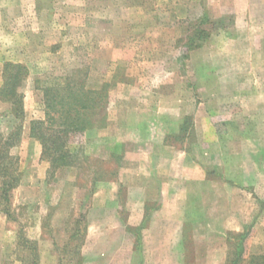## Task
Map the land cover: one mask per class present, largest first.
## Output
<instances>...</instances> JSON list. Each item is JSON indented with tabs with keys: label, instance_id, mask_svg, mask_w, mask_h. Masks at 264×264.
<instances>
[{
	"label": "rangeland",
	"instance_id": "obj_1",
	"mask_svg": "<svg viewBox=\"0 0 264 264\" xmlns=\"http://www.w3.org/2000/svg\"><path fill=\"white\" fill-rule=\"evenodd\" d=\"M198 32H207L203 44L190 49ZM7 61L26 64L30 75L19 87L23 118L0 98V131L21 127L12 153L22 180L12 191L11 216L0 205V229L12 231L1 264H78L93 190L117 177L122 150L108 164L85 145L84 132L72 134L71 164L52 169L31 136V121L45 119L46 103H58L69 83L79 95L82 87L99 91L94 103L102 106L92 119L100 124L108 126L111 114L132 116L135 126L157 118L171 123L169 142L213 165V176L240 201L230 211L243 213L245 223L228 236L226 264L238 258L242 233L236 264H264V0H0V87ZM47 87L57 89L49 98ZM238 165L243 187L220 170L229 168L232 177ZM81 191L78 222L69 203Z\"/></svg>",
	"mask_w": 264,
	"mask_h": 264
},
{
	"label": "crops",
	"instance_id": "obj_2",
	"mask_svg": "<svg viewBox=\"0 0 264 264\" xmlns=\"http://www.w3.org/2000/svg\"><path fill=\"white\" fill-rule=\"evenodd\" d=\"M171 125L157 118L135 126L132 116L111 114L108 126L83 133V142L94 156L108 164L116 162L120 150L123 157L117 177L97 183L83 213L82 239L76 244L78 264L227 263L228 236L231 231L239 233L245 223L243 213L230 211L231 204L240 201L231 196L227 184L216 180L213 165L199 163L187 148L169 142ZM237 167L232 177L229 168L220 170L233 179L234 187H243L245 170ZM85 196L81 191L69 203L72 220L80 222ZM34 200L42 202L38 197ZM11 236L10 228L0 229V264L5 240Z\"/></svg>",
	"mask_w": 264,
	"mask_h": 264
},
{
	"label": "trees",
	"instance_id": "obj_3",
	"mask_svg": "<svg viewBox=\"0 0 264 264\" xmlns=\"http://www.w3.org/2000/svg\"><path fill=\"white\" fill-rule=\"evenodd\" d=\"M206 34L200 32L195 34V37L191 38L190 43H188L189 48L202 46L203 43L199 40L206 37ZM28 75L29 68L24 63L7 61L4 64V83L0 87V98L10 102L11 112L17 118H23L25 115L24 95L19 91V87L24 85ZM54 90L57 89L54 87L45 88L46 96ZM62 90V95L60 94L56 101L58 103H51V99H49V103H46V118L32 120L30 127L31 136L40 140L43 153L49 158L52 169L71 164L68 143L72 134L83 133L94 127L106 126V122L100 124V122L98 123V121L92 119L94 111L97 114L99 107L102 106V103H94L97 99L96 94L99 91L82 87L78 89V92H81V95H79L70 83L62 87ZM66 92H68L67 96ZM90 94L93 95L90 98L93 103H87L86 101ZM68 96H71V99H67ZM53 122L58 123L56 129H53V124H51ZM20 138L21 127L15 126L7 134L0 131V205L6 204L3 211L7 214H10L12 205V191L19 185L21 180L20 159L19 156L12 153V149L18 144ZM246 236V233L240 234V247L237 248L236 252L238 258L231 264L238 263L239 258L242 256L243 245L241 243Z\"/></svg>",
	"mask_w": 264,
	"mask_h": 264
}]
</instances>
